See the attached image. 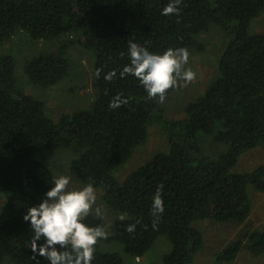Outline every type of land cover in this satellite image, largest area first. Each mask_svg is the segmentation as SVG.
I'll return each mask as SVG.
<instances>
[{
    "label": "trees",
    "instance_id": "trees-1",
    "mask_svg": "<svg viewBox=\"0 0 264 264\" xmlns=\"http://www.w3.org/2000/svg\"><path fill=\"white\" fill-rule=\"evenodd\" d=\"M170 2L0 0V264H50L32 258L34 233L23 215L53 186L57 172L46 157L54 153H68L65 165L72 177L100 189L115 214L108 226L94 214L84 221L104 225L108 232L91 264L143 260L161 238L168 249L158 264H191L203 246L199 222H244L251 210L248 187L264 194V165L237 168L241 155L264 146V31L252 29L264 14V0H181L179 15H162ZM211 30L221 42L212 52L215 75L186 104L181 118H167L163 103L147 99L138 79L120 77L130 63L129 41L155 54L186 48L185 68L200 77L205 68L197 70V62H209ZM18 33L59 45L65 38L62 45L73 42L91 53V92L83 106L53 118L43 99L25 92L15 77L12 51L5 48ZM71 60L65 50L40 49L21 69L31 84L46 91L74 78ZM111 71L117 75L106 81ZM84 88V82H73L68 93ZM118 94L128 103L110 108ZM153 126L164 148L119 180L117 171L147 141ZM161 185L164 212L154 227L151 209ZM131 224L134 233L126 231ZM110 242L119 250L106 248ZM244 249L264 255V224L227 243L214 254V264H231Z\"/></svg>",
    "mask_w": 264,
    "mask_h": 264
},
{
    "label": "rangeland",
    "instance_id": "rangeland-1",
    "mask_svg": "<svg viewBox=\"0 0 264 264\" xmlns=\"http://www.w3.org/2000/svg\"><path fill=\"white\" fill-rule=\"evenodd\" d=\"M252 27L256 32L264 31V14L260 18L254 20ZM210 36L214 38L211 41V49L206 55L209 62H205V60L202 62L201 59L197 62V70L205 68L204 72L200 77H196L186 86L178 87L175 92L164 100L163 105L165 116L167 118H181L184 114L186 104L195 99L215 75V68L211 64L213 60L212 52L214 50L215 53V49L219 48L221 42L219 36L216 34V30H211L210 34H208V37ZM62 40L66 39L64 38ZM62 40H60L61 45L54 42L33 41L23 33H18L9 42L5 43V48L12 51V55L16 60V79H18L21 84H25V92L38 96L45 101L47 110L53 118H56L62 112L69 113L73 111V109L83 106L85 104L84 101L86 102L88 99L86 98L87 95L91 92L90 70L93 60L91 53L89 51H84L73 42H65L64 44H67V47L62 48V46H64V44L62 45ZM40 49L56 52L61 51L62 53L63 50H65L66 55L72 59V72L75 74L74 78L72 77L71 81L66 80L62 84L51 87L46 91L31 84L27 77L22 73L21 66L30 53ZM73 82L78 84L84 82L85 88L80 89V91L74 94H69L68 87ZM161 148H164L162 134L157 126H153L147 141L141 145V147L136 148L130 162L117 171L116 176L118 179L123 180L132 168L142 164L154 151ZM68 157H70L68 153L58 152L47 156L46 160L53 170L57 172L56 178L61 175L69 176L71 178L69 187L71 189H80L86 185L79 184L68 171V167L65 165L69 160ZM238 162L237 168L239 170H248L259 164L264 165V146L259 145L241 155ZM96 193V206L101 207L106 213L103 218H99L107 222L106 225L108 226V223L112 224L115 214L104 203L102 191L96 189ZM247 193L250 198L251 210L248 218L244 222L231 221L221 223L215 220L199 222V225L202 226L204 230L203 246L191 264H214V254L224 248L227 243L239 238L244 232L252 231L264 224V194L250 187H248ZM105 246L109 249L119 250V245L117 243L110 242L106 243ZM167 249L168 244L166 240L161 238L157 240L155 246L149 251L148 255H146L143 260H134L132 264H158L162 253ZM263 256L264 255L253 256L244 249L239 252L231 264H264Z\"/></svg>",
    "mask_w": 264,
    "mask_h": 264
},
{
    "label": "clouds",
    "instance_id": "clouds-1",
    "mask_svg": "<svg viewBox=\"0 0 264 264\" xmlns=\"http://www.w3.org/2000/svg\"><path fill=\"white\" fill-rule=\"evenodd\" d=\"M180 3L181 0H171L163 8L162 15H179ZM128 54L130 63L120 72V77L131 75L138 79L147 99L158 98L163 103L170 89L186 86L196 78L190 68H185L189 61L186 48H168L162 54H155L129 41ZM99 75L98 69L96 76ZM116 75L115 71H111L104 78L111 81ZM127 103L128 99H122L118 94L109 107L115 109ZM52 183L41 202L27 208L23 215V220L29 223L34 233L30 245L32 258L37 260V256H40L50 264H91L98 241L108 237L106 226H89L84 222L93 213L101 218L106 215L101 207L96 206V189L91 183L80 189H71V178L65 175L55 178ZM162 188L163 185L153 197L151 211L154 227L164 212ZM118 218L123 221L125 216L122 214ZM135 230V224L126 228L129 233ZM38 241L43 242L38 245Z\"/></svg>",
    "mask_w": 264,
    "mask_h": 264
}]
</instances>
